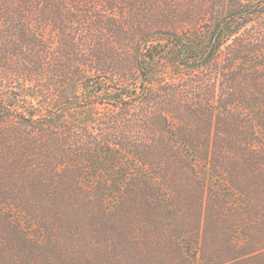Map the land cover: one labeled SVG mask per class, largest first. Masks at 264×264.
I'll return each mask as SVG.
<instances>
[{"label":"trees","instance_id":"obj_1","mask_svg":"<svg viewBox=\"0 0 264 264\" xmlns=\"http://www.w3.org/2000/svg\"><path fill=\"white\" fill-rule=\"evenodd\" d=\"M0 264H264V0H0Z\"/></svg>","mask_w":264,"mask_h":264},{"label":"rangeland","instance_id":"obj_2","mask_svg":"<svg viewBox=\"0 0 264 264\" xmlns=\"http://www.w3.org/2000/svg\"><path fill=\"white\" fill-rule=\"evenodd\" d=\"M157 68L159 69L160 73L163 72L162 75L166 79L170 77H176V75L179 74L177 69V59L173 53L168 54L163 60L162 64L158 65ZM201 176L206 181H208L207 175L201 174Z\"/></svg>","mask_w":264,"mask_h":264}]
</instances>
